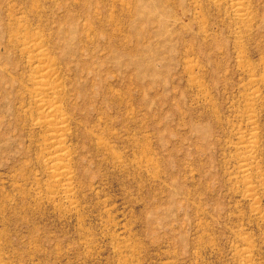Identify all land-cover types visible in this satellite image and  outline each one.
Here are the masks:
<instances>
[{"label": "rangeland", "instance_id": "374dc122", "mask_svg": "<svg viewBox=\"0 0 264 264\" xmlns=\"http://www.w3.org/2000/svg\"><path fill=\"white\" fill-rule=\"evenodd\" d=\"M244 4L0 0V264H264V0Z\"/></svg>", "mask_w": 264, "mask_h": 264}, {"label": "bare ground", "instance_id": "6f19581e", "mask_svg": "<svg viewBox=\"0 0 264 264\" xmlns=\"http://www.w3.org/2000/svg\"><path fill=\"white\" fill-rule=\"evenodd\" d=\"M225 1H226V0H225ZM232 1L235 2V6H236V5H238V6L240 5L241 9H238V10H239L240 12H241V11L243 12V10H244L243 8H244V5H245V4H244L245 0H244V1H243V0H232ZM227 2H228V0H227ZM232 3H233V2H232ZM242 6H243V8H242ZM234 9H235V8H234ZM241 15H242V16H247L248 13L246 14V10H245V14H241ZM249 15H250V14H249ZM239 18H240V17H239ZM246 18H247V17H246ZM243 19H244V18H243ZM33 45H34V44H33ZM36 45H37V44H36ZM35 47H36V46H35ZM40 48H41V46H40ZM40 48H39V49H40ZM29 52H30V51H29ZM40 52H41V50H40ZM40 61H41V60H40ZM42 61H43V60H42ZM44 69H45V68H44ZM41 82H42V81H40V83H37V84H41V85H42V84L44 83V81H43V83H41ZM46 84H47V83H46ZM46 84H45V85H46ZM48 84H49V83H48ZM43 85H44V84H43ZM45 85H44V86H45ZM50 85H51V84H50ZM46 86H47V85H46ZM55 86H57V85H55ZM55 86H54V87H55ZM38 87H39V86H38ZM38 87H37V88H38ZM48 87H49V89H50V86H49V85H48ZM44 89H46V88H44ZM36 90H37V89H36ZM51 90H52V89H51ZM38 91H39V90H38ZM41 91H43V89H42ZM49 91H50V90H49ZM34 92H35V91H34ZM32 93H33V92H32ZM57 93H58V92H57ZM36 94L38 95V94H40V93L37 92ZM36 94H35V95H36ZM45 94L47 95V92H46ZM54 94H56V93H54ZM35 95H32V96H35ZM40 95H41V94H40ZM42 95L45 96L44 94H42ZM49 95H50V94H49ZM256 96H257V95H256ZM55 97H56V96H55ZM45 98H46V96H45ZM50 98H51V97H50ZM39 99H40V98H39ZM42 99H43V98H42ZM42 99H41V100H42ZM54 99H55V98H54ZM34 100H35V99H34ZM37 100H38V98H37ZM44 100H45V99H44ZM48 102H50V100H49ZM38 103H39V102H38ZM36 104H37V103H36ZM39 104H41V103H39ZM42 105H45V104L42 103ZM42 105H41V107H43ZM46 105H47V104H46ZM53 106H54V105H53ZM38 107H39V106H38ZM41 107H40V108H41ZM44 108H45V107H44ZM44 108H42V109H44ZM51 108H52V106H51ZM51 108H50V109H51ZM50 109H49V110H50ZM52 109H53V108H52ZM52 109H51V110H52ZM41 111H42V110H41ZM61 111H62V110H61ZM48 112H51V111H48ZM52 112H53V111H52ZM58 112H59V111H58ZM56 113H57V112H56ZM59 113H60V112H59ZM59 113H57V114H59ZM45 114H46V113H45ZM49 114H50V113H49ZM51 114H52V113H51ZM60 114H62V113H60ZM42 115L44 116V114H42ZM46 116H47V114H46ZM50 116H51V115H50ZM55 116H56V115H55ZM60 116H61V115H60ZM62 116H63V115H62ZM62 116H61V117H62ZM53 117H54V116H53ZM43 118H44V117H43ZM43 118H42V119H43ZM54 118H55V117H54ZM47 119H48V116H47ZM49 119H50V117H49ZM49 119H48V120H49ZM52 119H53V118H52ZM57 120L60 121V120L58 119V117H57ZM41 121H42V120H41ZM41 121H40V122H41ZM45 121H46V120H45ZM45 121H44V122H45ZM58 121H57V122H58ZM62 121H64V119H63ZM46 122H47V121H46ZM54 122H55V119H54ZM54 122H52V123L54 124ZM65 122H66V121H65ZM41 123H42V122H41ZM62 123H63V122H62ZM45 124H46V123H45ZM49 124L51 125L50 122H49ZM57 124H58V123H57ZM57 124H56V125H57ZM60 124H61V123H60ZM60 124H58V125H60ZM64 124H65V123H64ZM64 124H63V126H65ZM42 125H43V123H42ZM50 125H49V126H50ZM54 125H55V124H54ZM54 125H53V126H54ZM56 125H55V126H56ZM53 126H52V127H53ZM61 126H62V125H61ZM63 126H62V127H63ZM55 128H58V127H55ZM60 128H61V127H60ZM57 130H58V129H57ZM60 130H61V129H60ZM63 130H64V129H63ZM63 130H61V131H63ZM61 131H58V133L61 132ZM56 132H57V131H56ZM64 133H65V132H64ZM56 135H57V134H56ZM248 136H249V135H248ZM49 137H50V136H49ZM53 137H54V136H53ZM253 137H255V136L253 135ZM55 138H56V137H55ZM57 139H58V138H57ZM57 139H55V140H57ZM251 139H253V138H251ZM60 141H61V140H60ZM248 141H249V140H248ZM254 141H255V138H254ZM52 142H53V141H52ZM52 142H51V143H52ZM58 142H59V140H58ZM55 143H56V141H55ZM59 143H61V142H59ZM247 143H248V142H247ZM249 143H252V144H253L252 140H250ZM255 143H256V142H255ZM53 144H54V142H53ZM53 144H52V146H53ZM56 145H57V143L55 144V146H56ZM50 146H51V145H50ZM50 146H49V147H50ZM52 146H51V147H52ZM58 146L61 147L62 145L60 144V145H58ZM58 146H57V147H58ZM248 146H249V145H248ZM250 146H251V145H250ZM51 147H50V148H51ZM64 147H65V146H64ZM53 148H54V147H53ZM53 148H52V149H53ZM65 148H66V147H65ZM65 148H64V150H65ZM54 149H55V148H54ZM50 151H51V150H50ZM52 152H53V151H52ZM56 152H57V151H56ZM56 152H55V153H56ZM61 152H62V151H61ZM63 152H64V151H63ZM53 153H54V152H53ZM53 153H51V154H53ZM64 153H65V152H64ZM56 154H58V153H56ZM65 154H66V153H65ZM53 155H54V154H53ZM53 155H51L50 157H52ZM59 156H60V155H59ZM64 156H65V155H64ZM50 157H49V158H50ZM53 157H54V156H53ZM56 157H57V156H56ZM61 157H62V156H61ZM251 157H252V156H251ZM63 158H64V157H63ZM59 159H60V158H59ZM51 160H53V159H51ZM61 160H62V158H61ZM244 161H247V160H244ZM248 162H249V161H248ZM48 163H49V162H48ZM57 163H58V162H57ZM50 164H51V163H50ZM54 164H55V163H54ZM60 164H62V162H61ZM60 164L58 163L59 166H60ZM63 164H64V163H63ZM248 164H249V163H248ZM248 164H247V165H248ZM52 166H53V165H52ZM52 166H51V167H52ZM59 166H56V167H59ZM56 167H55V168H56ZM64 167H65V166H64ZM60 168H61V167H60ZM65 168H66V167H65ZM245 168H246V167H245ZM248 169H249V168H248ZM54 170H55V169H54ZM58 170L61 171L60 169H58ZM58 170H57V171H58ZM246 170H247V168H246ZM55 171H56V170H55ZM63 171H64V169H63ZM248 171H249V170H248ZM53 172H54V171H53ZM54 173H55V172H54ZM56 173H58V172H56ZM60 174H61V173H60ZM67 174H68V173H67ZM70 174H71V173H70ZM63 175H65V174H63ZM61 176H62V175H61ZM66 176H68V175H66ZM64 177H65V176H64ZM69 178H70V177H69ZM67 184H68V183H67ZM248 188H249V187H248Z\"/></svg>", "mask_w": 264, "mask_h": 264}]
</instances>
